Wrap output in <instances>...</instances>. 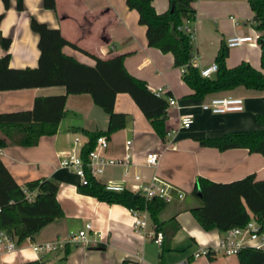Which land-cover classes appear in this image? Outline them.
<instances>
[{
    "label": "crops",
    "instance_id": "crops-1",
    "mask_svg": "<svg viewBox=\"0 0 264 264\" xmlns=\"http://www.w3.org/2000/svg\"><path fill=\"white\" fill-rule=\"evenodd\" d=\"M21 3L23 7L19 10L14 0H9L7 6L0 0V33L10 40L7 49L0 46V57L5 53L9 55V68L37 66L39 37L30 27V20L34 19L49 29H57L61 37L75 46L61 48L66 56L91 66L92 56L107 59L123 55V67L131 76L142 80L149 91L161 87L164 89L161 96L168 93L175 97L178 107L167 106L165 110L166 131L177 128L180 116L188 115L191 121L188 127L177 129L171 143L166 145L130 97L117 93L114 110L125 113V126L111 133L102 150L106 158L122 157L124 141L130 140L131 173H138L143 180L156 174L181 191V198L172 199L158 213L161 228L177 224L169 238V250L162 251L160 243L147 235L156 230L144 211L139 210V213L145 216L146 224L137 232L132 227L133 216L127 207L79 193L78 176L59 166L62 156L72 148L75 136L79 137L78 147L86 143L88 137L79 129L102 131L108 122L107 115L91 101L88 93L68 94L53 135H41L34 146L7 144L0 148V159L21 187L37 178L50 179L57 185L55 199L62 215L34 233L33 242L54 241L89 223V244L65 243L39 255L31 251L24 238L14 251L0 256V264L26 260H41L44 264H120L123 259L131 264H239L236 254L225 255L216 249L221 232L215 228L203 230L190 213L191 207L201 205L199 193L192 190L197 178L202 177L227 183L253 174L256 180H264V158L242 147L219 150L200 146L198 139L263 129L264 124L254 120L256 114L264 111L262 93L237 86L194 98L191 88L181 80L180 67L173 66L172 54L147 45L145 26L139 24L136 10L129 9L124 0H53V8L45 7L43 0H22ZM151 4L156 13L168 8L167 0H151ZM191 5L195 11L191 23V59L198 68L214 63L220 43H225L228 37L252 35L247 32L248 29L253 31L250 24L253 15L247 0H191ZM227 48L224 64L228 68L245 61L260 70V49L256 41ZM64 92V86L60 85L2 90L0 113L30 109L35 96ZM216 95L243 98V110L211 114L199 107L202 100ZM152 151L159 153V159L156 167L150 168L144 165V156ZM123 169L121 165L105 164L96 180L101 184L130 186L122 181ZM262 232L264 234V230ZM204 247L214 251L210 255L194 256Z\"/></svg>",
    "mask_w": 264,
    "mask_h": 264
},
{
    "label": "trees",
    "instance_id": "trees-1",
    "mask_svg": "<svg viewBox=\"0 0 264 264\" xmlns=\"http://www.w3.org/2000/svg\"><path fill=\"white\" fill-rule=\"evenodd\" d=\"M8 1L2 0L3 5L7 6ZM14 1L16 8L22 9V0ZM167 1L168 8L162 13H156L151 0H124L129 9L136 10L139 24L145 26L147 45L163 53L170 52L174 67L185 66L181 80L191 88L192 96L200 99L209 93L242 86L260 91L264 101V0H247L253 15L251 27L259 33L256 43L260 49V70L245 61L228 68L224 64L228 48L221 42L214 58L217 69L210 77L201 76L198 69L189 64L192 57L191 37L178 28L185 20L192 23L195 19L191 0ZM43 4L47 8L54 7L53 0H43ZM30 21L31 29L39 37L37 66L32 69H11L8 67L9 55L3 54L0 57V91L60 85L64 86L65 92L50 96L38 95L33 99L30 109L0 113V148L7 144L34 146L41 135H53L63 115L66 96L84 93H88L91 101L103 110L108 122L102 131L89 132L78 128L88 137L79 149L82 160H86L96 137L104 135L108 138L111 133L125 126V113L114 110L117 93H126L158 137L162 141L165 139L168 93L157 96L146 88L142 80L131 76L123 67V55L107 59L90 55L94 60L93 65L79 63L61 52L63 46H75L61 37L57 29H49L34 19ZM9 43L10 40L0 33V46L7 49ZM254 120L264 124V111L256 114ZM198 143L219 150L242 147L250 153L258 152L264 158V128L229 132L214 138L201 137ZM85 179V184L77 187L79 193L102 202L144 211L155 230L162 234L161 250H169V238L177 224L171 225V228H161L158 213L166 202L158 197L144 199L139 193L135 194L128 189L119 192L107 190L104 184L88 172ZM23 186L15 182L0 159V230L14 236L18 243L26 237L32 238L42 226L62 215L61 207L55 199V182L37 178L25 182ZM196 191L199 192L201 205L191 207L189 211L203 230L215 228L224 232L236 226L242 227L251 216L259 223V229L264 230V180H256L253 174L227 183H217L202 177L196 180L192 192ZM28 193L31 195L30 200L27 199ZM236 257L239 264H264V253L256 248H240ZM17 264L44 263L41 260H26ZM120 264L131 262L123 259Z\"/></svg>",
    "mask_w": 264,
    "mask_h": 264
},
{
    "label": "built area",
    "instance_id": "built-area-1",
    "mask_svg": "<svg viewBox=\"0 0 264 264\" xmlns=\"http://www.w3.org/2000/svg\"><path fill=\"white\" fill-rule=\"evenodd\" d=\"M184 32L188 33L192 37V26L191 22L185 20L181 26L178 27ZM253 35H232L228 37L225 41L226 47H231L238 45L243 42H255L259 33L255 30L252 31ZM189 64L193 67H196L203 77H210L213 75L217 69L215 63H211L208 66L197 67L193 59H190ZM185 66L180 67L181 73H183ZM164 92V89L158 87L153 90V93L157 96H161ZM167 106L177 105V99L168 94L166 96ZM243 98L239 96H230V95H216L215 97H210L207 100H202L199 104V107L202 110L208 111L211 114L217 113H226V112H239L243 110ZM167 108V107H166ZM190 116L184 115L180 116L178 120L177 128H170L165 131L164 142L166 145L171 143L172 136L176 133L179 128H186L190 124ZM108 140L102 135L98 136L95 139L93 147L88 150L86 155V160H82L80 157V152L78 147L80 145L79 137L75 136L73 139V146L69 152L64 154L59 161V166L67 169L68 171L74 172L78 178L80 184H85L86 173L88 172L92 177L96 178L103 170V165L113 164L121 165L124 167L122 174V181L130 183V186H127L123 183H104V186L107 190L119 192L122 189H128L133 193H139L144 199H150L153 197H158L164 202L169 203L174 198H181V191L175 187L172 183L166 182L165 180L158 177L156 174H153L148 180H143L138 173H131L130 165V140L124 141V154L119 158H106L103 155V149L107 146ZM173 147V146H172ZM159 159V153L157 152H147L144 156V165L147 167H156ZM27 199H31V195L27 194ZM131 215L133 216L132 227L135 231H142L146 221L145 216H142L139 213V210L129 209ZM88 229H90V224L86 223L82 229L77 231L68 232L65 237L56 238L54 241L50 242H33L31 238L26 237L29 242V248L32 252L41 254V252H49L56 250L59 246H62L65 243H80L87 245L89 244V237L87 234ZM148 236L153 237V241L160 243L162 239V234L159 231L148 232ZM18 246V242L14 236H11L8 233H5L3 230H0V256L7 253H11ZM217 250H222L225 255L236 254L240 248L250 247L256 248L264 253V234L261 229H259V223L256 221L255 217L251 216L250 219L242 227H233L227 229L224 232H221L220 239L216 244ZM214 251L211 248L204 247L199 249L194 253V256H204L209 252Z\"/></svg>",
    "mask_w": 264,
    "mask_h": 264
},
{
    "label": "rangeland",
    "instance_id": "rangeland-1",
    "mask_svg": "<svg viewBox=\"0 0 264 264\" xmlns=\"http://www.w3.org/2000/svg\"><path fill=\"white\" fill-rule=\"evenodd\" d=\"M247 32H249V34L251 33V34L253 35V32H251V31H250V29H248V31H247Z\"/></svg>",
    "mask_w": 264,
    "mask_h": 264
},
{
    "label": "water",
    "instance_id": "water-1",
    "mask_svg": "<svg viewBox=\"0 0 264 264\" xmlns=\"http://www.w3.org/2000/svg\"><path fill=\"white\" fill-rule=\"evenodd\" d=\"M198 192V191H197ZM199 193V192H198ZM136 194V193H135Z\"/></svg>",
    "mask_w": 264,
    "mask_h": 264
}]
</instances>
